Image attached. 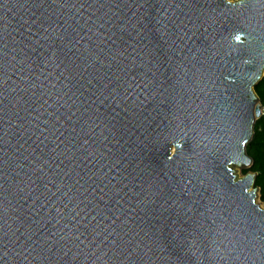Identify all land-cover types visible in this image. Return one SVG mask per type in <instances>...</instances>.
<instances>
[{
	"label": "water",
	"instance_id": "1",
	"mask_svg": "<svg viewBox=\"0 0 264 264\" xmlns=\"http://www.w3.org/2000/svg\"><path fill=\"white\" fill-rule=\"evenodd\" d=\"M263 78L264 0H0V264H264Z\"/></svg>",
	"mask_w": 264,
	"mask_h": 264
},
{
	"label": "trees",
	"instance_id": "2",
	"mask_svg": "<svg viewBox=\"0 0 264 264\" xmlns=\"http://www.w3.org/2000/svg\"><path fill=\"white\" fill-rule=\"evenodd\" d=\"M255 91L261 102L264 103V78L255 88ZM262 119L256 124L255 136L248 146V153L255 162L252 171L258 174L256 186L260 188V199L264 203V124L263 127L259 125V122L262 121Z\"/></svg>",
	"mask_w": 264,
	"mask_h": 264
},
{
	"label": "rangeland",
	"instance_id": "3",
	"mask_svg": "<svg viewBox=\"0 0 264 264\" xmlns=\"http://www.w3.org/2000/svg\"><path fill=\"white\" fill-rule=\"evenodd\" d=\"M261 119H262V118H261ZM263 119H264V118H263ZM263 119H262V121L259 122V125H260L261 127H263V124H264V122H263L264 120H263ZM246 173H247L246 170H242V169L240 170V174H241V175L244 176ZM258 202H259L262 206H264V203L261 201L260 196H259V198H258Z\"/></svg>",
	"mask_w": 264,
	"mask_h": 264
},
{
	"label": "built area",
	"instance_id": "4",
	"mask_svg": "<svg viewBox=\"0 0 264 264\" xmlns=\"http://www.w3.org/2000/svg\"><path fill=\"white\" fill-rule=\"evenodd\" d=\"M261 118H264V103L262 102V107H261Z\"/></svg>",
	"mask_w": 264,
	"mask_h": 264
},
{
	"label": "snow or ice",
	"instance_id": "5",
	"mask_svg": "<svg viewBox=\"0 0 264 264\" xmlns=\"http://www.w3.org/2000/svg\"><path fill=\"white\" fill-rule=\"evenodd\" d=\"M237 39H239V37H237Z\"/></svg>",
	"mask_w": 264,
	"mask_h": 264
}]
</instances>
